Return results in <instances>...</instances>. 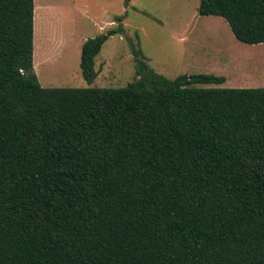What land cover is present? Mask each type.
Masks as SVG:
<instances>
[{"label": "trees", "instance_id": "16d2710c", "mask_svg": "<svg viewBox=\"0 0 264 264\" xmlns=\"http://www.w3.org/2000/svg\"><path fill=\"white\" fill-rule=\"evenodd\" d=\"M37 9L0 0V264H264V88L140 60L124 88H45ZM198 13L264 44V0ZM118 33L84 43L89 85Z\"/></svg>", "mask_w": 264, "mask_h": 264}, {"label": "rangeland", "instance_id": "374dc122", "mask_svg": "<svg viewBox=\"0 0 264 264\" xmlns=\"http://www.w3.org/2000/svg\"><path fill=\"white\" fill-rule=\"evenodd\" d=\"M199 6L200 0H38L35 72L45 88H124L137 80L140 60L169 80L227 79L200 88H264V45L239 42L225 19L200 16ZM112 29L119 33L97 56L98 76L89 85L80 67L82 47Z\"/></svg>", "mask_w": 264, "mask_h": 264}, {"label": "crops", "instance_id": "0c3cea01", "mask_svg": "<svg viewBox=\"0 0 264 264\" xmlns=\"http://www.w3.org/2000/svg\"><path fill=\"white\" fill-rule=\"evenodd\" d=\"M262 45H264V44H262ZM227 83V82H226Z\"/></svg>", "mask_w": 264, "mask_h": 264}]
</instances>
